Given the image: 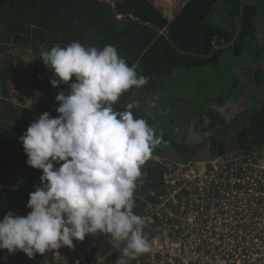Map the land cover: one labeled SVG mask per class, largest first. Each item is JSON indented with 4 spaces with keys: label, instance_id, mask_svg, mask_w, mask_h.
<instances>
[{
    "label": "crops",
    "instance_id": "crops-1",
    "mask_svg": "<svg viewBox=\"0 0 264 264\" xmlns=\"http://www.w3.org/2000/svg\"><path fill=\"white\" fill-rule=\"evenodd\" d=\"M72 41L101 49L112 45L129 66H138L148 83L123 93L113 108L124 111L132 104L134 117L145 119L157 136L165 105L173 117L186 114L191 106L202 115L203 106L215 118L209 103L185 100L180 92L185 77L209 69V83L228 78V90H214L209 100H231L225 116H236L238 122L221 131L232 130L234 137L219 146L220 151H201L199 158L190 159L205 162L226 152H264V0H192L178 11L161 0H0V220L9 211L18 216L31 211L26 207L29 193L40 186L42 170L26 164L19 137L44 112L58 116L55 96L61 91L67 95L75 79L52 87L53 72L38 55ZM178 131L182 140L194 139L185 129ZM169 147L162 141L142 166L134 195L137 214L162 192L159 159L188 160L171 158V150L164 151ZM73 244L91 254H110V264L119 258V250L104 234H89ZM54 254L59 253L53 249L29 258L0 250V264H50Z\"/></svg>",
    "mask_w": 264,
    "mask_h": 264
},
{
    "label": "clouds",
    "instance_id": "clouds-1",
    "mask_svg": "<svg viewBox=\"0 0 264 264\" xmlns=\"http://www.w3.org/2000/svg\"><path fill=\"white\" fill-rule=\"evenodd\" d=\"M38 56L53 72L52 87L75 79L67 95L55 96L58 116L44 112L19 137L26 164L42 175L29 193L31 211L26 216L9 211L0 220V250L33 258L99 233L119 250L115 264H128L151 251L134 195L142 166L163 138L134 117L132 104L124 111L113 105L148 79L112 45L101 49L72 41Z\"/></svg>",
    "mask_w": 264,
    "mask_h": 264
},
{
    "label": "built area",
    "instance_id": "built-area-1",
    "mask_svg": "<svg viewBox=\"0 0 264 264\" xmlns=\"http://www.w3.org/2000/svg\"><path fill=\"white\" fill-rule=\"evenodd\" d=\"M173 11L192 0H161ZM163 188L138 213L149 253L128 264H264V152L208 161L159 159ZM74 246L52 264H110Z\"/></svg>",
    "mask_w": 264,
    "mask_h": 264
},
{
    "label": "water",
    "instance_id": "water-1",
    "mask_svg": "<svg viewBox=\"0 0 264 264\" xmlns=\"http://www.w3.org/2000/svg\"><path fill=\"white\" fill-rule=\"evenodd\" d=\"M232 97V96H231ZM234 99V98H233ZM231 104L230 99H224L222 103H210L208 110L215 115V118H211L207 115V110L206 109H200L202 112V115L200 111H195L196 109L190 108L191 109V116L188 118V113L186 114H179L178 117L170 115L171 108L168 106H163L162 110H160V114L165 113L163 117L156 115V119L159 116L161 117L162 122L160 123V134H163V144H166L167 146H172V148H192L195 146H202L206 140H209L217 132L225 128L226 126H229V122L233 120L236 116H225V112L227 111L226 105ZM155 119V120H156ZM160 120V121H161ZM218 121L223 123L222 126H214L213 128H209L211 124H215ZM153 123V121H152ZM157 126V123L154 124ZM185 129V131L188 132V134L193 137V134L199 132L198 137L201 138V140L204 139V142L200 143H191L190 139L183 140V138L178 131V129ZM234 137L233 135L230 136L229 138H222L219 140L220 144H225L228 142L230 139ZM229 139V140H228ZM194 140V139H192ZM166 142V143H165Z\"/></svg>",
    "mask_w": 264,
    "mask_h": 264
},
{
    "label": "rangeland",
    "instance_id": "rangeland-1",
    "mask_svg": "<svg viewBox=\"0 0 264 264\" xmlns=\"http://www.w3.org/2000/svg\"><path fill=\"white\" fill-rule=\"evenodd\" d=\"M223 70H225V68H223ZM206 71H209V69L205 70L203 73L201 71H196V72L192 73L191 75L185 77V80H184L185 86L180 92L182 93V95L186 96L185 100H187V102L189 104H195V102L209 103L210 104V102H212V101L209 100V98L212 97L214 90L216 92H225L228 90V87H229L228 78L226 79L224 77L216 83H212V82L209 83L207 73H205ZM210 85H213V88H211ZM168 89H170L169 86H167L166 91ZM181 93H179V94H181ZM191 107L193 109H196L195 106H191ZM203 108L204 107L202 106L201 109H203ZM204 109H207V108H204ZM195 111H197V109ZM197 134H199V132H197V131H196V133L193 134L194 139L201 140V138L198 137ZM227 138H229V136H227ZM204 139L205 138L203 137L202 142H204ZM214 143L215 142L213 141L211 144L213 145ZM225 145H227V142ZM179 151H181V150H179ZM211 151L214 152V150H211ZM211 155H209V156H211ZM182 159H184V158H181L180 160H182ZM69 249L70 248H68L63 255L67 254L69 252ZM52 262H53V258H52L50 264H52Z\"/></svg>",
    "mask_w": 264,
    "mask_h": 264
},
{
    "label": "flooded vegetation",
    "instance_id": "flooded-vegetation-1",
    "mask_svg": "<svg viewBox=\"0 0 264 264\" xmlns=\"http://www.w3.org/2000/svg\"><path fill=\"white\" fill-rule=\"evenodd\" d=\"M187 113H188V118L191 116L190 114H191V109L190 108H188V110H187ZM238 121H237V119H236V121H235V119L234 120H231L230 122H229V126H233V125H235L236 123H237ZM223 125V123H221L220 121H218L217 123H215V124H211L210 126H209V128L211 129V128H213V126H222ZM229 126H227V128H230ZM228 130V129H227ZM229 131V130H228ZM224 134H223V133ZM230 132H232V130H230L229 131V133ZM228 132L226 131V130H223V131H219V132H217L216 134H215V136H213L212 138H210L209 140H206L205 141V143L202 145V146H195V147H192V148H181V149H178V148H172V146H170L169 147V149L168 148H166L164 151H170L171 150V152H168V155H172L171 156V158L173 157V159L175 158V159H181V158H188V157H194V155L196 156L195 158H199V156H200V152L201 151H205L206 153H207V151H211V150H216V151H220L221 149L219 148V146H221L222 144H220L219 143V140L220 139H222V138H227V136H231V134L232 133H234V132H232V133H230L229 135L227 134ZM203 140V139H202ZM202 140H197V139H194V140H190V142L191 143H200V142H202ZM215 142L213 145L211 144L212 142ZM225 145V144H224ZM168 149V150H167ZM176 150V151H175ZM178 150H181V153H179L178 152ZM164 151H163V153H164ZM193 161H195V160H193ZM196 161H199V159L197 160L196 159Z\"/></svg>",
    "mask_w": 264,
    "mask_h": 264
},
{
    "label": "trees",
    "instance_id": "trees-1",
    "mask_svg": "<svg viewBox=\"0 0 264 264\" xmlns=\"http://www.w3.org/2000/svg\"><path fill=\"white\" fill-rule=\"evenodd\" d=\"M225 130L228 132L227 134H230L229 131H228L227 129H225ZM160 136H161V134H160ZM190 158H192V157H188V158H186V159H188V160H185V161H182V162H190V161H193V160L190 159ZM61 248H63L62 253H61ZM61 248H59V249H54V250H55L57 253L63 255V254L66 252V250L68 249V247H67V246H63V247H61ZM50 263H51V261H50Z\"/></svg>",
    "mask_w": 264,
    "mask_h": 264
}]
</instances>
